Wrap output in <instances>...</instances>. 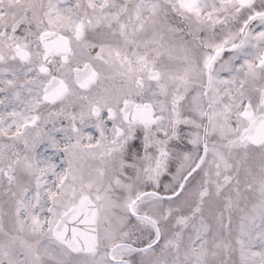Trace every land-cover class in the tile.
I'll list each match as a JSON object with an SVG mask.
<instances>
[{"label": "snow or ice", "instance_id": "obj_1", "mask_svg": "<svg viewBox=\"0 0 264 264\" xmlns=\"http://www.w3.org/2000/svg\"><path fill=\"white\" fill-rule=\"evenodd\" d=\"M0 264H264V0H0Z\"/></svg>", "mask_w": 264, "mask_h": 264}]
</instances>
